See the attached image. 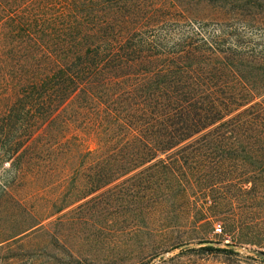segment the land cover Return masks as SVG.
I'll list each match as a JSON object with an SVG mask.
<instances>
[{
	"label": "rangeland",
	"instance_id": "obj_1",
	"mask_svg": "<svg viewBox=\"0 0 264 264\" xmlns=\"http://www.w3.org/2000/svg\"><path fill=\"white\" fill-rule=\"evenodd\" d=\"M51 2L58 1L42 5ZM33 4H0V115L18 102L24 64L32 58L43 63L41 48L52 39L46 35L55 34L35 28L38 51L23 32L10 37L11 14L25 18L23 9ZM133 5L139 8L130 10L129 20L149 22L148 35L165 38L174 52L190 41L199 47L212 42L218 58L226 53L239 74L228 80L247 98L226 121L257 106L260 130L229 134L243 142L236 148L185 152L209 133L216 139L225 134L214 130L218 124L94 191L112 150L89 127L83 96L49 104L22 161L4 160L8 145L0 142V264H264L257 255L264 254V0ZM57 12L46 17L54 19ZM238 81L253 91L243 92ZM128 152L120 147L118 155ZM216 226L222 235L215 234Z\"/></svg>",
	"mask_w": 264,
	"mask_h": 264
},
{
	"label": "trees",
	"instance_id": "obj_2",
	"mask_svg": "<svg viewBox=\"0 0 264 264\" xmlns=\"http://www.w3.org/2000/svg\"><path fill=\"white\" fill-rule=\"evenodd\" d=\"M19 1L0 0V4ZM22 1L33 4L39 0ZM42 1L39 8L34 4L25 7V18L17 21L20 13H12L8 19L13 22L10 37L23 32V40L32 43L33 51L39 50L35 28L55 29V34L46 35L52 39L41 48L43 63L38 65L32 58L24 64L18 102L0 115V142L8 145L2 158L7 162L24 159L33 138L31 131L49 104L78 95L83 96V108L91 117L89 127L95 128L100 144L112 150L103 159L106 171L94 191L218 124L214 130H226L225 134L216 139L209 133L185 152L199 153V147L211 151L236 148L243 142H234L229 134L260 130L262 116L257 106L226 121L235 109L247 104V98L228 80L239 77L236 65L226 53L225 58H218L220 52L212 42L199 47L185 41L182 50L174 52L165 38L148 35L149 22L129 20L130 10L139 8L133 4L141 0H57L46 5ZM55 9L56 18H47V11ZM52 49H58L55 57L50 56ZM178 56L181 61L176 62ZM183 58L194 63H185ZM145 65L150 67L135 70ZM240 79L244 78L240 75ZM238 82L243 92L253 91ZM119 146L130 152L118 155Z\"/></svg>",
	"mask_w": 264,
	"mask_h": 264
},
{
	"label": "built area",
	"instance_id": "obj_3",
	"mask_svg": "<svg viewBox=\"0 0 264 264\" xmlns=\"http://www.w3.org/2000/svg\"><path fill=\"white\" fill-rule=\"evenodd\" d=\"M215 234L218 235V236L223 234V229H222L221 226H216L215 227Z\"/></svg>",
	"mask_w": 264,
	"mask_h": 264
},
{
	"label": "water",
	"instance_id": "obj_4",
	"mask_svg": "<svg viewBox=\"0 0 264 264\" xmlns=\"http://www.w3.org/2000/svg\"><path fill=\"white\" fill-rule=\"evenodd\" d=\"M257 255L261 256L264 259V254H257Z\"/></svg>",
	"mask_w": 264,
	"mask_h": 264
}]
</instances>
